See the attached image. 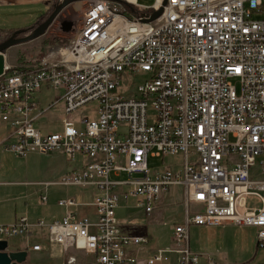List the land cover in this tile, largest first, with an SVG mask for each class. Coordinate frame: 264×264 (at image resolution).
Instances as JSON below:
<instances>
[{"label": "built area", "instance_id": "obj_1", "mask_svg": "<svg viewBox=\"0 0 264 264\" xmlns=\"http://www.w3.org/2000/svg\"><path fill=\"white\" fill-rule=\"evenodd\" d=\"M163 1L147 8L135 0H86L58 58L5 64L0 122L10 131L3 148L16 156L58 152L68 162L83 157L56 183L96 194L93 218L78 216L69 197L57 202L65 209L60 220L21 216L0 224V240L21 237L24 250H56L58 264H76L78 253L98 264H139L143 252L144 264H169L172 257L177 264H202V257L216 264L191 251L189 228L230 224L256 228V246L264 249V0ZM119 86L133 91L112 95ZM42 87L59 94L41 107ZM92 102L93 117L69 119ZM58 103L62 130L41 132L35 122ZM149 154L180 155L181 162L152 169ZM111 173L128 178L113 180ZM175 187L183 212L167 245L152 248L148 237L122 230L120 201L134 198L148 215Z\"/></svg>", "mask_w": 264, "mask_h": 264}, {"label": "rangeland", "instance_id": "obj_2", "mask_svg": "<svg viewBox=\"0 0 264 264\" xmlns=\"http://www.w3.org/2000/svg\"><path fill=\"white\" fill-rule=\"evenodd\" d=\"M60 0H53V3L48 10V13L43 17L45 19L49 13L53 10V5L59 2ZM151 0H137L139 4H148ZM86 3V0H76L70 4H68L58 15L54 23L46 30V32L38 37L37 39H33L24 43H20L14 45L5 51V64H9L11 66H21V65H29L37 62L43 57L48 55V51L50 48H64L69 38L71 37L70 31H63L61 29V23L64 21H71L73 24H78L79 20L82 16L83 7ZM138 4V5H139ZM121 7L126 6L120 3ZM130 12L132 10L127 8ZM17 17L21 13L19 11L15 12ZM21 19V18H20ZM20 28H23L22 25L29 24H20ZM14 29V28H9ZM18 29V28H16ZM26 34V33H24ZM23 34V35H24ZM9 32L4 33L0 32V42L3 41ZM45 46L44 48L39 49L40 47ZM41 50V51H40ZM59 57V56H55ZM135 83L141 81V77L137 76L133 80ZM231 82L236 86L238 91V84L233 79ZM133 88L131 86L128 87H118L112 91V95H120L122 93L131 94ZM59 93L58 90L50 89L48 90V95L52 97V100L55 99V94ZM95 107V103H89L86 106H83L78 109L77 112L72 113L69 116V119L74 122H79L82 115L89 114L90 118L93 117L92 110ZM64 110L60 103L54 105L50 110H48L43 116L39 118L35 122L36 127H40L43 133L46 132H60L62 130V119L65 118ZM125 127L121 126L118 130V133H125ZM49 155L46 154H38V153H29L24 156H16L12 152L0 147V181L5 182H13V181H21V182H32L38 181L42 179H46L47 177V166H49ZM181 156H169L166 158L161 157H152L149 154L148 157V165L152 169H158L163 167L164 165H172L174 163H180ZM111 179L116 180H125L128 178V175L125 173L119 174L115 176L113 173L110 174ZM25 188V187H20ZM48 191L56 194L57 196H67L74 195L80 192L89 193V188H81L77 186H69V187H50ZM90 194V193H89ZM183 194L180 190V194L178 197H175V202L172 205V209L174 210L175 216L179 221L182 212H183V203H182ZM134 199V198H133ZM133 199L128 200L131 204ZM21 206H17V209L14 211L13 203H9L6 206L2 207L0 210V223L10 220L14 217V213L16 215H20L23 213V200L21 202ZM47 206V207H46ZM44 207H37L36 210L39 213H43L46 211V208H50L51 211L56 212L57 207L52 204V201L49 200L47 205ZM22 208V209H21ZM135 209H115L116 216H124L130 213L135 212ZM159 234L164 244L169 243V238L171 237V230L169 225H161L159 229ZM254 238L253 229L250 227H238L233 225H228L226 228L220 227H204V226H196L191 225L189 228V246L192 252L199 254H207V255H218L214 260H217V264H221L222 261H225V264H260L262 261L261 253H257L256 255V242ZM22 240L18 237H15L9 241V247L11 249L18 248L19 245L22 244ZM163 245L162 243H160ZM158 246V244H156ZM234 250L232 253L231 250ZM228 253V257L226 260L221 259L222 256L220 254L226 252ZM240 252V253H239ZM211 253V254H210ZM81 261L77 264H97L94 262V258L92 255H81ZM35 261H50L47 258L43 257L41 254L30 253V259ZM219 258V260H218ZM202 261V260H201ZM174 264V263H173Z\"/></svg>", "mask_w": 264, "mask_h": 264}, {"label": "crops", "instance_id": "obj_3", "mask_svg": "<svg viewBox=\"0 0 264 264\" xmlns=\"http://www.w3.org/2000/svg\"><path fill=\"white\" fill-rule=\"evenodd\" d=\"M135 1L137 4H139L137 0ZM52 3L53 0H0V32L7 33L10 31L32 28L33 26H35V24L39 22L42 16H45L48 13V10L50 9ZM154 3L155 0H151L148 4H139V5L149 8L153 6ZM17 11L21 13V15L19 16L21 19L17 17V14H15V12ZM20 24H29V27H26L28 25H22L24 27L20 28L21 26ZM9 28H14V29H9ZM42 48H44L45 51V46L40 47L39 49ZM48 52H49L48 55L45 56L48 60H54L58 58V57L55 58L56 55L59 56V51L57 48L52 47ZM48 90L50 89L46 87H42L39 92L38 103L41 107L46 106L52 101V97L47 94ZM58 94L59 93L55 94V97H57ZM37 128L41 130L40 127ZM9 131H10L9 127H7L2 122H0V147H3L1 142L7 136ZM46 133H51V132H46ZM46 155H49V160H48L49 166H47V170H46L47 171L46 179L32 181V182L0 181V210L2 209V207L6 206L11 202L13 203L14 211H15L17 209V206L22 205L21 202L23 200V210H22L23 213L20 215H16V213H14V217L12 219L4 221L0 224L13 223L21 216H26L31 221L37 219H42L46 222H50L52 220H60L64 216L65 209L59 206L57 202L59 200L66 199L69 197H73L76 200V202L79 204L77 207L73 209L78 216H88L90 218H93L94 211H93V207L90 205L96 194V191L93 187H81V188H89L90 194L80 192L74 195L57 196L56 194H53L52 192L48 191L50 187H55V186L69 187L56 183V180H58L61 176H63L67 172H70L74 169L81 167V165L86 161L85 158L77 157V159L74 162H68L65 159V157L58 152L48 153ZM20 187H25V188H20ZM179 194H180V188L178 187L171 188L170 190L165 192L160 197L159 201L155 204L154 210L148 215L144 212L142 208H139L135 205V199L129 197L130 199L134 200L131 202V204L128 202L129 198L120 201L119 206L116 209L122 210V209L132 208L136 210L135 212L130 213L128 215L116 216L121 222L124 223L122 225V230L125 233L148 237L150 239L152 248L167 245L164 244L163 241L166 240L162 239V237L160 236L159 229L161 225H169L171 230V226L173 224H177L181 221L182 214L181 216H179L180 220L178 221L175 216L174 210L172 209V205L175 202V197L176 196L178 197ZM40 195H46L45 203L39 202ZM49 200H51L52 204L55 207H57L56 208L57 211L53 212L51 211L50 208H46L47 209L46 211H44L43 213H39V211H37L36 208L46 206ZM228 225L230 224H224L220 226H204V227L226 228L228 227ZM250 228L253 229L254 238H255L254 242H256V228L254 227H250ZM18 238H20L23 241L22 244L15 249H11L9 247V250L23 249V247L26 244V241L24 238L21 237ZM160 243H162L163 245H161ZM156 244H158V246ZM233 251L234 250L232 249L230 253H232ZM27 252H28V256H27L26 264H58L63 260L62 256L58 252H56V250L52 251L51 253L32 252L30 250ZM255 252L256 255L259 252L261 253L262 261L259 263L264 264V249H258L256 246ZM30 253L41 254L43 255V257L47 258L50 261H35L32 258L30 259ZM81 255H91V254L78 253L77 263L82 262L80 257ZM138 256L142 260V262L139 264H144L143 261L147 256V254L143 252V253H139ZM210 256L213 257L214 255L212 254ZM220 256H222L221 259L226 260L228 257L227 251L220 254ZM201 260H202L201 263L204 264V257H202ZM173 263L177 264L175 262L174 257H172V260L169 264H173ZM225 263H226L225 261L221 262V264H225ZM216 264H217V260H216Z\"/></svg>", "mask_w": 264, "mask_h": 264}, {"label": "water", "instance_id": "obj_4", "mask_svg": "<svg viewBox=\"0 0 264 264\" xmlns=\"http://www.w3.org/2000/svg\"><path fill=\"white\" fill-rule=\"evenodd\" d=\"M76 0H60L53 6V10L40 23L30 29L15 30L12 34L0 42V74H2L5 66V51L10 47L33 40L43 35L46 30L54 23L60 12L70 3ZM166 0L162 5H165ZM162 12V7L151 12L149 18L145 21L156 19ZM73 22L64 21L61 23L63 31H70L73 28ZM26 33V34H24ZM24 34V35H23ZM28 252L27 250H9V244L6 240H0V264H26Z\"/></svg>", "mask_w": 264, "mask_h": 264}, {"label": "trees", "instance_id": "obj_5", "mask_svg": "<svg viewBox=\"0 0 264 264\" xmlns=\"http://www.w3.org/2000/svg\"><path fill=\"white\" fill-rule=\"evenodd\" d=\"M53 6H54V5H53ZM43 17H44V16H42V17L40 18V20H39L38 23H40L41 21L44 20ZM38 23H37V24H38ZM35 25H36V24H35ZM33 27H34V26H33ZM29 29H30V28H29ZM12 32H13V31H10V32H9V35H8L6 38H8V37L12 34ZM6 38H5V39H6ZM5 39H3V40H5Z\"/></svg>", "mask_w": 264, "mask_h": 264}]
</instances>
